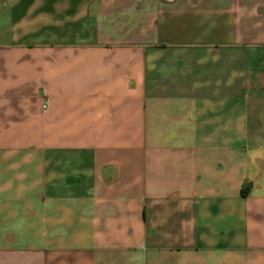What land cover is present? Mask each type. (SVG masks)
I'll use <instances>...</instances> for the list:
<instances>
[{
  "label": "crops",
  "instance_id": "1",
  "mask_svg": "<svg viewBox=\"0 0 264 264\" xmlns=\"http://www.w3.org/2000/svg\"><path fill=\"white\" fill-rule=\"evenodd\" d=\"M0 264H264V0H0Z\"/></svg>",
  "mask_w": 264,
  "mask_h": 264
}]
</instances>
